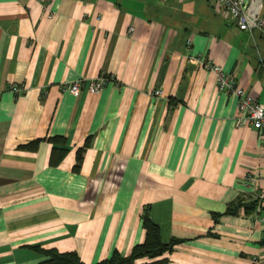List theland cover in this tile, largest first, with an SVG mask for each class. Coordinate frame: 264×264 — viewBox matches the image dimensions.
<instances>
[{"label":"crops","instance_id":"crops-1","mask_svg":"<svg viewBox=\"0 0 264 264\" xmlns=\"http://www.w3.org/2000/svg\"><path fill=\"white\" fill-rule=\"evenodd\" d=\"M207 63L264 106V40L208 0H0V264L129 257L146 212L170 264H264V132Z\"/></svg>","mask_w":264,"mask_h":264},{"label":"built area","instance_id":"built-area-1","mask_svg":"<svg viewBox=\"0 0 264 264\" xmlns=\"http://www.w3.org/2000/svg\"><path fill=\"white\" fill-rule=\"evenodd\" d=\"M215 6L217 13L224 20H229L237 25L239 31L249 34H259L264 40V15L262 0H208ZM134 30H131L133 33ZM205 68L214 74L217 78L218 88L220 92L232 95L238 100L239 115L236 120L238 128H246L251 126L254 130L264 132V106L260 105L246 91L239 88L234 78L226 74L220 67L211 63L204 65ZM114 79L109 77H101L90 86L91 94H99ZM82 82H78L68 88L73 96L80 94ZM159 96V92L155 94ZM246 183L255 185L254 178H246ZM259 211L264 209V196L258 201Z\"/></svg>","mask_w":264,"mask_h":264},{"label":"trees","instance_id":"trees-1","mask_svg":"<svg viewBox=\"0 0 264 264\" xmlns=\"http://www.w3.org/2000/svg\"><path fill=\"white\" fill-rule=\"evenodd\" d=\"M55 145H64L65 141L62 139L52 140ZM38 143H33L28 150H35ZM88 147V144L85 146ZM60 154L58 161L62 160L66 151L54 149V154ZM84 149L80 150L77 155L76 171H79L82 165ZM256 203H252L251 207L253 210L256 207ZM245 207L243 201H239L238 207L231 208L228 210V214H236L242 208ZM143 229L146 233L145 242L142 245L136 246L129 257H122L118 253H115L109 260L104 261L100 264H170V261L166 258L167 255L171 254L174 248L180 244V242L173 241L169 245H164L161 241V233L158 226H156L150 219L149 213L146 212L142 218ZM37 253L44 257V261L40 264H84L76 253H59L56 250H44L41 248L34 249Z\"/></svg>","mask_w":264,"mask_h":264}]
</instances>
